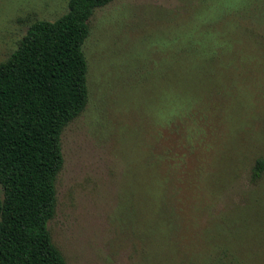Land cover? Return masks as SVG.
Masks as SVG:
<instances>
[{
  "label": "rangeland",
  "instance_id": "374dc122",
  "mask_svg": "<svg viewBox=\"0 0 264 264\" xmlns=\"http://www.w3.org/2000/svg\"><path fill=\"white\" fill-rule=\"evenodd\" d=\"M67 4L0 0V63ZM89 26L47 223L66 264H264V0H112Z\"/></svg>",
  "mask_w": 264,
  "mask_h": 264
},
{
  "label": "trees",
  "instance_id": "16d2710c",
  "mask_svg": "<svg viewBox=\"0 0 264 264\" xmlns=\"http://www.w3.org/2000/svg\"><path fill=\"white\" fill-rule=\"evenodd\" d=\"M111 1L68 0L66 13L34 22L0 63V264H66L47 228L64 164L60 135L87 104L82 47L94 12ZM263 170L258 160L253 179Z\"/></svg>",
  "mask_w": 264,
  "mask_h": 264
}]
</instances>
